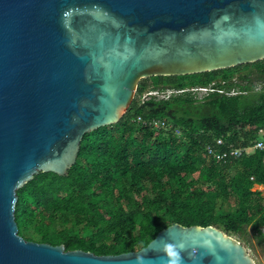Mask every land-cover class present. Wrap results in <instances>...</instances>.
<instances>
[{"label": "water", "instance_id": "obj_1", "mask_svg": "<svg viewBox=\"0 0 264 264\" xmlns=\"http://www.w3.org/2000/svg\"><path fill=\"white\" fill-rule=\"evenodd\" d=\"M264 61V0H0V264H255L214 226L170 225L134 252L26 240L17 191L65 176L84 134L118 124L142 80Z\"/></svg>", "mask_w": 264, "mask_h": 264}, {"label": "trees", "instance_id": "obj_2", "mask_svg": "<svg viewBox=\"0 0 264 264\" xmlns=\"http://www.w3.org/2000/svg\"><path fill=\"white\" fill-rule=\"evenodd\" d=\"M252 69L264 79L259 61L142 80L118 124L83 135L65 176L40 173L18 189L19 235L96 255L138 251L173 224L214 226L230 235L252 227L264 240L262 193L253 190L264 186V152L221 163L204 154L215 137L229 135L241 146L263 138L264 86L256 90ZM212 84L215 91L201 100L189 91ZM148 90L173 93L140 101ZM138 117L167 120L181 135L145 127Z\"/></svg>", "mask_w": 264, "mask_h": 264}, {"label": "built area", "instance_id": "obj_3", "mask_svg": "<svg viewBox=\"0 0 264 264\" xmlns=\"http://www.w3.org/2000/svg\"><path fill=\"white\" fill-rule=\"evenodd\" d=\"M213 85L207 86V87H196L193 89H190L189 91L193 92L198 99H203L205 96L209 95L210 93L214 92ZM173 91L167 90L165 92L160 91H145L143 94V99H145L148 96H159L161 94L162 99H167L170 94H172ZM137 122L139 124H142L145 127L152 128L154 130H163L165 132H173L175 136H180L181 131L179 128H175L172 126L170 122L164 119H151V120H144L142 117L137 118ZM229 135H226L224 137H215L213 138L212 142L208 143L204 147V154L213 160L216 161V163L225 162L227 160H232L233 158L240 157L242 155H247L249 153H252L254 151H261L264 152V131H259V136L261 139L255 140L248 143L246 146L236 145L235 143L229 141L228 139Z\"/></svg>", "mask_w": 264, "mask_h": 264}, {"label": "rangeland", "instance_id": "obj_4", "mask_svg": "<svg viewBox=\"0 0 264 264\" xmlns=\"http://www.w3.org/2000/svg\"><path fill=\"white\" fill-rule=\"evenodd\" d=\"M242 74H244V72ZM251 80L254 81L256 90H259L262 86H264V79L262 77H258L256 74V70L254 69L251 70ZM160 97H161V94L157 96V98H160ZM141 100H143V96H141L140 101ZM201 162L202 163L207 162V157H205V155L201 156ZM233 171H234V168H231L229 172L232 173ZM253 190L261 191L262 198L259 199V201L262 202V204L264 205V186L255 185L253 187ZM261 233L264 236V228L261 229ZM232 236L238 239L248 249L255 264H264V240L260 237L259 234L253 231L252 227L245 228L242 235H232Z\"/></svg>", "mask_w": 264, "mask_h": 264}, {"label": "crops", "instance_id": "obj_5", "mask_svg": "<svg viewBox=\"0 0 264 264\" xmlns=\"http://www.w3.org/2000/svg\"><path fill=\"white\" fill-rule=\"evenodd\" d=\"M256 185H258V184H256Z\"/></svg>", "mask_w": 264, "mask_h": 264}]
</instances>
